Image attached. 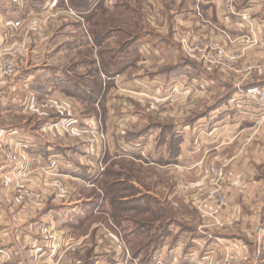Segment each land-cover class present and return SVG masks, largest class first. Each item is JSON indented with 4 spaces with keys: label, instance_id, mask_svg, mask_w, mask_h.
Returning <instances> with one entry per match:
<instances>
[{
    "label": "crops",
    "instance_id": "0c3cea01",
    "mask_svg": "<svg viewBox=\"0 0 264 264\" xmlns=\"http://www.w3.org/2000/svg\"><path fill=\"white\" fill-rule=\"evenodd\" d=\"M28 2L0 0V63L10 51L18 60L15 80L0 72V148L8 140L15 141L23 162L12 163L0 151V258L9 264H23L25 252L37 261L43 259L39 258L43 251L49 256V240L36 228L39 220L54 222L53 227L60 234L62 243L65 237L62 235H74V228H78L76 221L82 217L87 203H84L85 198L77 196L72 200L68 195V182H80L81 179L74 174L75 171H70L72 168L85 167L88 162L95 165L101 154L116 159L143 156L149 153L150 139L156 133L150 127L132 137L110 135L108 146L103 149L99 144L93 153L86 146L80 149L68 145L69 137L65 131H60L57 137L52 135L53 127L68 123L69 128L75 126L79 131L78 127H82L88 115L96 120L95 109L89 114L82 113V109L89 104L95 107L102 103L104 92L100 79L98 83L91 78L87 79L88 82L79 81L71 71L49 62L43 63L37 59L40 57L34 50L30 51L31 43L37 41L38 33L41 34L44 28L36 31L26 23L30 14ZM98 5L97 10L102 7L100 3ZM136 5L137 1L130 2L125 9L137 11ZM116 6L117 1L109 7ZM246 7L251 8L256 21L252 32L241 30L237 22L241 19L219 0L142 1V21L150 24L144 34L132 35L131 39L125 40L129 45L126 50L128 58L120 66L114 56L102 52L103 47L95 39L101 34H90L87 28L82 31L81 25L91 26L92 21L77 22L78 32L84 36L83 46L97 56L91 73L95 75L102 71L113 75L114 81L110 84L119 85L122 90L128 88L141 93L153 87L151 82H159V92L165 89L162 80L158 79L163 77L180 90L192 92L190 105L195 107L192 103L196 92L204 94L205 97L201 96L208 102L214 89L225 88L221 87L224 84L219 82V75L223 82L230 85L234 81L236 84L233 98L228 103L222 101L212 105L207 112L189 120L185 118L184 123L175 127L173 138L176 144L172 157L166 150H161L157 157L151 156L153 163L166 161L161 168L169 171V177L159 178V187H163L167 195L160 204L164 206L163 210L166 206L172 208L173 216L168 217L159 243H148L151 247L149 258L142 259L141 264H264V123L256 124L260 120V111L255 103L240 112L241 101L235 98L240 87L264 83V0H236L233 3V10ZM146 8L154 12L147 15ZM163 8L167 9V15L160 18ZM155 14L158 18L154 17ZM93 22L98 28L103 24L115 26L110 24L113 21ZM48 25L49 21H45L43 26ZM181 34L188 36L191 42L199 35L200 42L205 44L207 61H204V72L200 71L201 66L192 62L173 72L167 71L166 59L172 51L167 45L172 39L174 64H182V51L175 44ZM226 34L232 38L231 42ZM245 35L253 37L255 43H248ZM115 38L116 33L110 31L107 42ZM214 39H219L225 46L221 47L228 58L224 67L215 65L216 59L211 57L215 49L207 46ZM78 45H82L80 40ZM232 52L239 54L237 60L232 59ZM101 56H106L109 65L103 69L99 65ZM138 65L142 66L139 74L160 73L163 76L154 80H149L148 76L145 79L131 77L132 69ZM154 67V71L148 70ZM145 69L147 73L142 72ZM203 73L205 76L201 75ZM177 80L181 81L180 84H176ZM21 90H25V94L17 92ZM69 98L79 104L80 110L71 107ZM134 105L130 103L132 112L128 105L120 114L114 110L117 115L114 118L134 120L137 117V110L131 107ZM49 111H54L57 119L49 118ZM112 128L117 132L115 124ZM71 151L74 155L69 153ZM61 164L68 170L55 173ZM212 166L223 167L227 173V181L221 190L217 189L210 173ZM23 186L40 189L42 199L17 203L15 192ZM220 192L227 196L222 206L216 197ZM59 211L63 212L60 214ZM57 222L63 225L57 226ZM130 249L132 247L128 245L124 257H121L122 252L117 254L115 248L116 252L109 253L111 263L138 264L139 259H135ZM112 254L115 256L111 258Z\"/></svg>",
    "mask_w": 264,
    "mask_h": 264
},
{
    "label": "rangeland",
    "instance_id": "374dc122",
    "mask_svg": "<svg viewBox=\"0 0 264 264\" xmlns=\"http://www.w3.org/2000/svg\"><path fill=\"white\" fill-rule=\"evenodd\" d=\"M72 1H74L73 4H71ZM72 1L69 2L67 0L66 2L62 0L55 10H49L47 0H29L28 8H30V14L26 17V23H29L30 27L36 29V31H42L44 28L41 34L38 33L37 41L31 43L30 51L34 50L35 54L40 57L37 59L43 63L49 62L71 71L75 75V79L79 81L83 80L84 82H88L90 80L87 79L91 78L98 83L97 80L100 79L104 97H102L103 101L100 104L98 103V106L94 107L92 104H89L83 107L82 113L84 112L86 114L93 113L95 109L97 119L93 120V117L88 115L83 121L82 127H78L80 128V132L76 130L77 128L75 126L69 128L68 123L64 126H59V128L53 127L51 132L52 135L56 136L60 131H65L67 133L66 135L69 137L68 145L80 147V149H85L86 146L87 150L93 153L99 144L102 145L103 149L108 146L110 135L115 136L118 134V136L122 138H127L143 133L150 127L155 129L156 133L154 137L150 139L149 149L147 150L149 153L147 152L143 154V156L116 159L101 154L98 156L99 158L95 165L88 162V165L85 164V167H74L75 170L73 168L71 170L69 169L70 171H75L74 174L81 179L80 182L77 180H73V182L70 180V182H68L70 191L68 195H71L72 200L77 198V196H80V199L85 198L86 201L84 203H87L85 204L87 206H85L83 210L82 217L76 221L78 228H74L73 236L70 234L62 235L65 236L64 242L62 243L60 234L56 233L57 229L53 227L55 223L51 220H49V223L45 220H39L36 223V228L44 238L49 240V250H47L49 256L47 252L43 251L39 254V258L43 257V259L37 261L36 258H32V256L25 252L23 258L25 260L22 261V263L113 264L111 263L109 253L116 252L115 248H117V254L122 252L119 255L124 257L128 245H130V248L132 247L130 251L135 259H139L138 264H141L142 259L146 260L149 258L148 254L151 251V247H148V243L153 244L159 241L162 233L161 231L167 224L168 217L173 216L172 208L166 206L163 210L162 208L164 206L160 204V202L163 201L164 195H167L163 187H159V178L169 177V171L161 168L166 161H164V163L162 161L153 163L151 156L154 155L157 157V154L162 152L161 150H166L169 156L172 157V155H174L173 148L176 144L173 138L175 127L177 128L178 125L180 126L184 123L185 118L189 120L197 114L207 112L212 105L214 106L222 101L228 103V101L233 98L235 92L233 87L236 84L234 81H231L230 85L223 82L221 80L222 76L219 75V82L224 84V86L221 85V87L225 88L214 89L213 94L209 96L208 102H206L205 98L203 99V97H205L204 94L196 92L197 96L194 97L195 102L193 101L192 103L195 107L190 105V95L192 92L180 90L177 86L173 85V83L165 81L162 77L163 75H159L160 73H150L148 75L143 73L139 74V71L142 70V66L139 65L132 69L134 71H132L131 77L145 79V77L148 76L149 80L157 79V76L162 77L158 79L162 80L163 88L165 89H161L159 92L157 91L158 85H161L159 82H151L153 87L141 93H139L140 90L134 91L128 88L122 90L119 88V85L115 86V84H110V82L114 81L113 75L103 74L102 71L95 75L91 73L95 64L93 60H96L97 56L92 55V53L90 54L91 51L89 48L83 46L84 36L79 34L77 22L92 21L93 24L91 23V26L81 25V29L85 32V28H87L90 34H94L98 28L96 22L93 21H113V23L110 24H115V26H108L105 28L112 29L110 31L116 33L117 38L112 39L111 42H105L102 46L104 47L103 49H110L122 44L126 39H131L130 36L132 35H141L147 31V25L150 24V22L142 21L143 11H141L142 9L140 10L142 1L145 0H112L113 3L111 0H97L101 1V9L97 10V8H95L96 10L91 14H87V17L81 15L82 11L78 8V4L83 3L84 0ZM115 1H117L116 8L110 9L111 7L109 6L114 5ZM129 1H137L140 7L138 5L135 7L139 9H137V11H133L132 9L126 10L125 7L130 6ZM109 2L111 4H109ZM175 8L177 9L178 5H176ZM233 9L231 10L232 13L237 12ZM243 9L238 10V12H241ZM145 11L148 15V12L153 11V9L148 10V8H146ZM147 15L146 17H148ZM166 15L167 9L163 8V10L160 11V18ZM149 17L151 18V16ZM154 17H157L156 14ZM252 18L254 20L253 15ZM45 21H49L47 27L43 26ZM237 22L241 25V27L239 26L241 30H249L252 32L256 27V21H254V25L250 27L246 26L245 22L242 20ZM107 25H109V23ZM67 33H70V36L67 35ZM226 35L228 41L231 42L232 38L230 35ZM198 36L199 35L192 38L194 39L192 42L185 34L178 36V41H175V44L179 46L182 51V64L179 65L174 64V58L171 55L173 54L172 51L174 48L173 39L169 41L170 45L167 46H169L172 51L170 52L171 54L169 53V58L167 57L166 59L167 71L173 72L179 69L180 66L183 67L192 62L193 64L201 66L200 71L204 72V61H207L205 56V44L200 42L201 39L198 38ZM67 38H69V40L65 41ZM245 39L248 43H255L253 37H247V35H245ZM79 40L82 44L81 47L78 45ZM207 46L215 49L214 53L211 54V57L214 56L216 59L215 65L224 67L228 64L227 55L224 54L221 48L225 46L219 39L212 40V43H209ZM10 52L6 53L5 59L0 63V72L3 76L15 80L18 60L17 55L14 52ZM232 55L233 60L239 58L238 53L232 52ZM211 57H209V61H212ZM106 59V56L100 57L99 65L101 64L102 69L106 64ZM84 61H89V63ZM8 63L14 64L15 71L12 75H7L2 72V68ZM105 66H107V64ZM148 70L152 72L155 70V67L148 68ZM142 72L147 73V70L145 69ZM201 75L205 76L204 73ZM233 79H236V76H234ZM175 82L176 84H180L179 82L181 81L177 80ZM101 84L99 87H101ZM94 85L95 83L93 87ZM255 86L263 87L264 83L256 85L248 84L245 87H240L237 90L235 98L241 101V106L239 108L240 112L245 111L243 109L244 107L252 103L256 104V109L260 111V113H258L260 120L256 123L259 125L264 123V103L248 93V89ZM21 91L17 92L25 94V90ZM73 92L76 93L77 91L73 90ZM107 98L108 101L106 100ZM69 99L71 101V107L80 110L79 104H76L72 98ZM125 102L128 103V106L125 105ZM131 102L135 103V105L131 107L137 110L135 112L137 117L134 120L114 118L117 116L114 110H117L120 114V112L125 109V106L132 112V109H130ZM71 111H75V109H71ZM54 115V111H49V118L57 119ZM114 124L117 128V132L113 130V128L111 129ZM10 145L16 146L18 150L16 142L8 140L5 146L0 148L3 155L4 147L7 148ZM64 150L67 149L64 148ZM69 153L74 155L72 151ZM19 156L21 157L20 154ZM5 158L7 157L5 156ZM9 161L15 163L11 160ZM63 170L67 171L68 168H66V165L61 164V167L54 172L63 173ZM49 175L51 177V172H49ZM77 183H80L82 187L77 186ZM15 193V200L16 202L18 201L17 203H23L25 200L33 203L36 199H42L43 195V192L38 188L24 186ZM34 194H39L41 197H33ZM81 194H83V197ZM62 212L59 211L60 214ZM1 219L2 215L0 213V221ZM52 219L55 220L54 218ZM43 223L45 224V230L39 227ZM57 223V226L63 225L62 222ZM46 256L48 258H46ZM112 256L115 255L112 254L111 258ZM1 261L5 264H9L3 259H1Z\"/></svg>",
    "mask_w": 264,
    "mask_h": 264
},
{
    "label": "built area",
    "instance_id": "2783aa9c",
    "mask_svg": "<svg viewBox=\"0 0 264 264\" xmlns=\"http://www.w3.org/2000/svg\"><path fill=\"white\" fill-rule=\"evenodd\" d=\"M49 4V10H55L60 4L62 0H47ZM67 2V0H64ZM222 4L227 5L230 10L233 9V3L236 0H219ZM233 12L237 14L243 22H245L246 26L250 27L254 25V20L252 18L251 8L246 7L241 12ZM15 71L14 64L8 63L4 68H2V72L7 75H12ZM248 93L258 99L260 102L264 103V86H255L248 89ZM4 155L11 161L22 164L21 157L19 156L18 150L16 149V146L10 145L9 147H4L3 149ZM210 173L215 176V184L217 185V189L221 190L223 187V184L226 182L227 179V173L224 170L223 167L218 166H212L210 168ZM34 196L41 197L39 194H34ZM217 201L219 206H222L227 201V196L225 193L220 192L217 196ZM36 198V197H35ZM40 229L45 230V224L39 226ZM0 264H5L0 259Z\"/></svg>",
    "mask_w": 264,
    "mask_h": 264
},
{
    "label": "trees",
    "instance_id": "16d2710c",
    "mask_svg": "<svg viewBox=\"0 0 264 264\" xmlns=\"http://www.w3.org/2000/svg\"><path fill=\"white\" fill-rule=\"evenodd\" d=\"M68 1L70 2L72 0H68ZM77 1H80V0H77ZM73 3H74V1L71 2V4H73ZM99 3L100 2H98L97 0H84L83 3L78 4V8L82 11L84 16L87 17V14H91L93 11H95V8L97 6H99L98 5ZM105 27H108V26H105L103 24L101 27H99V28L97 27L98 29L96 31V33L101 34V37L95 36V39L99 42V44L101 46H103L104 43L107 42V39H108L109 34H110V29H107ZM96 33H94V34H96ZM128 47H129L128 43L123 41L122 44L118 45L116 48L114 47L113 49H103L104 48L103 47L102 52L105 53V51H107L106 56H109V55L114 56L113 58L115 59V62L120 66V64H122L121 62H125L126 58H128V56L126 55V53H127L126 50ZM119 53H122V54H119ZM106 64L108 65L107 59H106ZM157 243H159V241Z\"/></svg>",
    "mask_w": 264,
    "mask_h": 264
}]
</instances>
